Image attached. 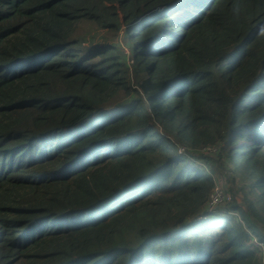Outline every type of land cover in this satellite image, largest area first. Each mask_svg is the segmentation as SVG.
Segmentation results:
<instances>
[{
	"label": "trees",
	"instance_id": "trees-1",
	"mask_svg": "<svg viewBox=\"0 0 264 264\" xmlns=\"http://www.w3.org/2000/svg\"><path fill=\"white\" fill-rule=\"evenodd\" d=\"M229 140L264 182V0H0V264H217L175 174Z\"/></svg>",
	"mask_w": 264,
	"mask_h": 264
},
{
	"label": "clouds",
	"instance_id": "clouds-1",
	"mask_svg": "<svg viewBox=\"0 0 264 264\" xmlns=\"http://www.w3.org/2000/svg\"><path fill=\"white\" fill-rule=\"evenodd\" d=\"M260 175L237 172L230 140L222 149L212 146L203 153H179L176 181H196V200L187 221L206 232L205 245L216 242L217 264H256L264 254V182L257 183Z\"/></svg>",
	"mask_w": 264,
	"mask_h": 264
},
{
	"label": "rangeland",
	"instance_id": "rangeland-1",
	"mask_svg": "<svg viewBox=\"0 0 264 264\" xmlns=\"http://www.w3.org/2000/svg\"><path fill=\"white\" fill-rule=\"evenodd\" d=\"M99 33L107 34L108 37L110 36L109 39H108V41H109L110 39H114V40L116 39V37H113L114 34L110 33L109 30H99ZM118 36H119V34H118ZM98 40H99V39H98ZM95 41H97V38L95 39ZM123 52H126L125 54H128V49L125 48ZM130 59H131V58L129 57V65L131 66L132 63H131V60H130ZM261 264H264V257H263V260H262V263H261Z\"/></svg>",
	"mask_w": 264,
	"mask_h": 264
}]
</instances>
